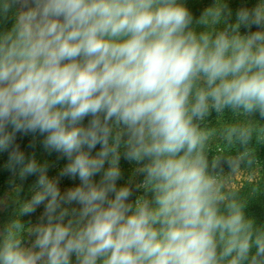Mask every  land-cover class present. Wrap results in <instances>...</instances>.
<instances>
[{
    "label": "clouds",
    "instance_id": "9594fccd",
    "mask_svg": "<svg viewBox=\"0 0 264 264\" xmlns=\"http://www.w3.org/2000/svg\"><path fill=\"white\" fill-rule=\"evenodd\" d=\"M13 11L0 32V152L22 179L39 173L19 215L44 212L7 225L0 264H264V225L221 179L253 169L264 144L251 119H264V0L234 22L225 0L195 21L183 0H0V15ZM17 133L43 136L67 158L59 175L80 183L62 193ZM121 149L143 175L134 201L131 181L117 186Z\"/></svg>",
    "mask_w": 264,
    "mask_h": 264
},
{
    "label": "trees",
    "instance_id": "16d2710c",
    "mask_svg": "<svg viewBox=\"0 0 264 264\" xmlns=\"http://www.w3.org/2000/svg\"><path fill=\"white\" fill-rule=\"evenodd\" d=\"M183 3L189 9L195 21L200 18L206 8L214 5L215 0H183ZM225 3L227 4L228 9L232 11V9L234 8V6H231L233 5L232 0H225ZM17 9H20L19 4L14 6V11ZM14 11L10 12L7 16L0 15V32H5L11 28L12 24L14 23ZM235 18L236 17H231L230 22H234ZM197 30L199 31L202 29L197 28ZM240 31L242 34H245L249 31V29L243 28ZM227 119H231V114H229ZM88 120L89 119H87L84 123L85 125H87ZM215 121L216 115L215 113H213L209 118V123H213ZM16 144H18L19 146H25L26 150L25 152H23L28 159L34 158L35 160H37L38 158H40V154L45 149L43 145V136H40L39 134L24 135L21 133H17ZM100 147L101 146L98 144L96 148L92 150L91 154L95 155L99 151ZM233 151H235V149ZM214 154L216 155V152ZM256 155L258 159V163L256 165L261 171V177L256 181L245 183L241 188H238V190H240L242 194L245 195L250 201L245 210L246 215L253 217L258 225H264V144L256 146ZM7 162L8 152H0V199L4 196L8 180L12 174V171L6 167ZM108 166L109 165H106L105 169ZM119 167H122V176L117 181V186H123L131 181L133 195L132 197H130V200L134 201L138 195L143 194L142 189L136 188V184L142 182L143 175L139 173L137 174L136 170H127L128 168L126 164H120ZM101 175L102 173L97 174L94 177V180L99 181ZM253 187L259 188L258 193L254 196L251 195L250 192L251 188ZM17 218H19L23 224L29 226L30 214L19 215V209L14 205V203H11L5 213L2 214V222L0 223V240H2L3 238V234L7 228V225ZM27 238L28 235L24 237V242L27 240ZM74 260L75 257L73 256V261Z\"/></svg>",
    "mask_w": 264,
    "mask_h": 264
},
{
    "label": "rangeland",
    "instance_id": "374dc122",
    "mask_svg": "<svg viewBox=\"0 0 264 264\" xmlns=\"http://www.w3.org/2000/svg\"><path fill=\"white\" fill-rule=\"evenodd\" d=\"M30 3H31V0H30ZM258 3H259V0H232L233 5L231 6L232 7L234 6V8L231 11V17H236V13L239 9L241 8L252 9ZM20 9H21V6H20ZM243 28L245 27L241 26L240 30H242ZM255 30H257V26L253 25L251 28V31H255ZM229 114L231 113H226L225 119L228 118ZM87 119H90V117L85 118L83 123H85ZM251 119L255 123H258L259 125L264 126V119L260 117L258 112L255 113L251 117ZM221 123H222V119L216 118L215 122L209 123V124L212 127H219ZM19 147L22 151L25 152L26 148L24 145H21ZM215 152H216V149H215V146H213L212 149L208 153L209 164L211 163L212 158L215 156L214 154ZM36 161L39 165L46 167V174L49 176V178H58L59 180L58 187L60 188L62 193L71 187L77 186L80 183L78 177L76 178H72L69 176L61 177L59 175L63 167L68 163L67 158L64 157L61 153L45 148L44 151L40 154V158H38ZM120 164H126L128 168L127 170H131V171H134L138 167H140V165H137L135 162L129 161L124 158L123 149H121V158L119 161V166ZM106 165H108L107 162L105 166ZM222 168H223L224 174H228L230 172V167L226 162H222ZM120 169H122V167H120ZM219 170L220 169H217V171ZM38 177H39V173H36V174L27 175L25 178L22 179L19 176L18 170L15 173L12 172L8 180L4 196L0 199V223L2 222V214L5 213V211L7 210V208L9 207L11 203H14V205L17 206L18 209H20L21 205L24 202H27L32 198V196L34 195L38 187L36 183L38 180ZM260 177H261V171L259 167L255 165L253 169H242L239 172H237L235 176L228 175L226 177H222L221 179L226 181V187L238 189V188H241L245 183L256 181ZM67 207L79 208L80 205L74 202L71 205H67ZM43 212H44V205L42 204L38 206L33 213L30 214L29 226H35L38 223H41L42 221L40 218ZM33 240H34V236L28 235L27 240L24 242L25 246H31Z\"/></svg>",
    "mask_w": 264,
    "mask_h": 264
}]
</instances>
